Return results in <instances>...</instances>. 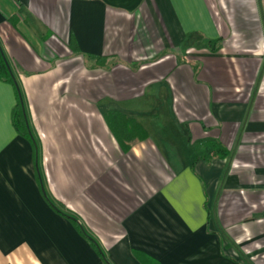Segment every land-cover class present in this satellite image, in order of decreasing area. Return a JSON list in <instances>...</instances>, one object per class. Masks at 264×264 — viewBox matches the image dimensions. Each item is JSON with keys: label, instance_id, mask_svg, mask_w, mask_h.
Here are the masks:
<instances>
[{"label": "crops", "instance_id": "obj_1", "mask_svg": "<svg viewBox=\"0 0 264 264\" xmlns=\"http://www.w3.org/2000/svg\"><path fill=\"white\" fill-rule=\"evenodd\" d=\"M0 44V264H264V0H0Z\"/></svg>", "mask_w": 264, "mask_h": 264}, {"label": "trees", "instance_id": "obj_2", "mask_svg": "<svg viewBox=\"0 0 264 264\" xmlns=\"http://www.w3.org/2000/svg\"><path fill=\"white\" fill-rule=\"evenodd\" d=\"M100 60H102L103 63L105 62L104 58H100ZM10 67L11 66L6 59L0 44V79L11 82L16 87L17 102L12 112L14 126L19 132H21V134L29 138L33 142V144L36 145V140L33 136V133L31 132L30 125L28 123L23 93L20 86L16 82V78L13 73V70L12 68L10 69ZM144 135L147 136L146 133H144ZM209 143L213 149L212 156L213 155L216 157L227 156L226 151L217 142L210 141Z\"/></svg>", "mask_w": 264, "mask_h": 264}, {"label": "rangeland", "instance_id": "obj_3", "mask_svg": "<svg viewBox=\"0 0 264 264\" xmlns=\"http://www.w3.org/2000/svg\"><path fill=\"white\" fill-rule=\"evenodd\" d=\"M155 130H151V134L154 133ZM217 143L226 151V157H216V156H211L210 157V162H212L213 160H219V159H226L230 156V151L221 143H219V141H217ZM213 150V149H212ZM222 151V150H221Z\"/></svg>", "mask_w": 264, "mask_h": 264}, {"label": "water", "instance_id": "obj_4", "mask_svg": "<svg viewBox=\"0 0 264 264\" xmlns=\"http://www.w3.org/2000/svg\"><path fill=\"white\" fill-rule=\"evenodd\" d=\"M10 69H11V67H10Z\"/></svg>", "mask_w": 264, "mask_h": 264}]
</instances>
